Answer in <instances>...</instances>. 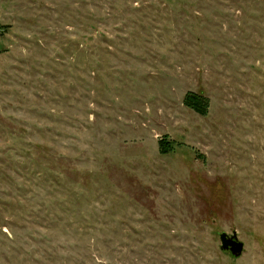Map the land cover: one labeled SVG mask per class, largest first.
Segmentation results:
<instances>
[{"label": "rangeland", "instance_id": "rangeland-1", "mask_svg": "<svg viewBox=\"0 0 264 264\" xmlns=\"http://www.w3.org/2000/svg\"><path fill=\"white\" fill-rule=\"evenodd\" d=\"M0 264H264V0H0Z\"/></svg>", "mask_w": 264, "mask_h": 264}, {"label": "trees", "instance_id": "trees-1", "mask_svg": "<svg viewBox=\"0 0 264 264\" xmlns=\"http://www.w3.org/2000/svg\"><path fill=\"white\" fill-rule=\"evenodd\" d=\"M184 105L200 115H207L210 107V99L202 93L190 91L184 97ZM160 151L166 154L170 150L164 148L163 140L160 141Z\"/></svg>", "mask_w": 264, "mask_h": 264}, {"label": "water", "instance_id": "water-1", "mask_svg": "<svg viewBox=\"0 0 264 264\" xmlns=\"http://www.w3.org/2000/svg\"><path fill=\"white\" fill-rule=\"evenodd\" d=\"M220 241L223 251H229L235 257H240L243 254L244 243L239 239L236 231L232 234L222 232L220 234Z\"/></svg>", "mask_w": 264, "mask_h": 264}, {"label": "flooded vegetation", "instance_id": "flooded-vegetation-1", "mask_svg": "<svg viewBox=\"0 0 264 264\" xmlns=\"http://www.w3.org/2000/svg\"><path fill=\"white\" fill-rule=\"evenodd\" d=\"M229 252V251H228Z\"/></svg>", "mask_w": 264, "mask_h": 264}]
</instances>
